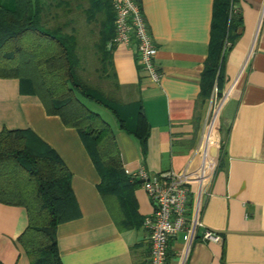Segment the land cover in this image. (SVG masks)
<instances>
[{"label": "crops", "instance_id": "obj_1", "mask_svg": "<svg viewBox=\"0 0 264 264\" xmlns=\"http://www.w3.org/2000/svg\"><path fill=\"white\" fill-rule=\"evenodd\" d=\"M214 4L215 0H142L157 48L160 83L140 64L135 42L114 43L111 51L118 95L130 103L123 116L133 130L142 108L149 127L146 145L121 127L114 114L111 125L124 169L135 172L143 167L150 175L194 170L204 160L210 100L230 90L217 121L221 150L220 142L209 149L217 166L201 196L197 237L191 243L183 232L172 238L169 264H264V0H236L232 5L242 23L227 42L220 88L215 86L203 100L201 81ZM90 44L93 50L95 41ZM4 128L32 129L72 174L79 216L58 225L63 264H149L148 230L121 229L114 199L100 193V174L78 131L49 115L38 96L22 94L15 78H0V131ZM133 193L139 215H151L154 203L145 189L139 184ZM27 225L24 207L0 203L1 263L31 264L18 242ZM205 229L220 233L222 241L203 240Z\"/></svg>", "mask_w": 264, "mask_h": 264}, {"label": "trees", "instance_id": "obj_2", "mask_svg": "<svg viewBox=\"0 0 264 264\" xmlns=\"http://www.w3.org/2000/svg\"><path fill=\"white\" fill-rule=\"evenodd\" d=\"M235 1L215 0L201 81L203 100L215 86L220 88L227 42L242 23L232 10ZM80 22L88 29L82 30ZM81 32L88 34V56L98 60L102 84L86 75L78 52ZM115 35L112 0H15L14 8L0 1V78L18 79L22 94L38 96L49 115L59 116L65 126L78 131L100 174V193L114 199L121 229L131 230L143 226L145 219L133 193L139 181L125 172L111 123L89 106L110 111L121 127L146 145L149 127L142 108L133 130L123 116L130 103L118 95L111 51ZM90 40L95 41L93 50ZM111 78L109 85L106 81ZM71 178L60 155L32 129L0 131V203L26 209L28 225L18 242L31 264H63L58 225L79 216Z\"/></svg>", "mask_w": 264, "mask_h": 264}, {"label": "built area", "instance_id": "obj_3", "mask_svg": "<svg viewBox=\"0 0 264 264\" xmlns=\"http://www.w3.org/2000/svg\"><path fill=\"white\" fill-rule=\"evenodd\" d=\"M112 5L115 10L114 43L131 45L135 42L140 64L154 82L160 83L162 73L155 61L157 48L145 19L142 0H112ZM229 95L230 90L225 91L219 100L213 99L216 95L212 97L202 146L204 160L199 168L181 172L167 171L159 175H150L143 167L135 172L125 169L131 180L139 181L154 203L153 213L146 216L143 223L149 233V264H168L170 241L181 232L187 243L193 242L197 237L201 225V196L217 166L208 149L210 145L216 146L219 142L214 131L221 106ZM207 135L216 139L214 143L207 141ZM202 239L220 242L222 236L216 231L205 229Z\"/></svg>", "mask_w": 264, "mask_h": 264}, {"label": "rangeland", "instance_id": "obj_4", "mask_svg": "<svg viewBox=\"0 0 264 264\" xmlns=\"http://www.w3.org/2000/svg\"><path fill=\"white\" fill-rule=\"evenodd\" d=\"M6 6L10 7V8H14L15 7V0H1ZM83 25H86V23L84 22H80L79 23V26L82 27V30H87L88 27L87 26H83ZM79 36V55L81 56L82 60H83V63H84V66H86V75L88 77H90L93 82H97V83H101L102 84V81L100 79V75L99 73L96 71L98 65H99V62L98 60H96L95 58H93V56L89 57L88 56V42L86 41V38L88 36L87 33H84V32H81V34H78ZM107 84H111L112 83V78L111 79H108L106 81ZM105 84V83H104ZM219 100L220 99V96L218 97V95L216 94V97H214L213 99H216ZM212 100V99H211ZM210 100V104H211V101ZM89 106L95 110L96 112H99L103 115V117L108 121L110 122L112 125H115V119H114V116L113 114L108 111L107 109L103 108L102 106H99V105H96V104H89ZM218 124L217 123V126L215 127V131H214V134L216 136H220V139H219V142H220V150H221V147H222V136H221V133L218 131L219 127H218ZM214 135V136H215ZM216 139L213 138V141L212 143H214Z\"/></svg>", "mask_w": 264, "mask_h": 264}, {"label": "bare ground", "instance_id": "obj_5", "mask_svg": "<svg viewBox=\"0 0 264 264\" xmlns=\"http://www.w3.org/2000/svg\"><path fill=\"white\" fill-rule=\"evenodd\" d=\"M206 139H207V141L208 142H211L212 143V141H213V137H211L210 135H207L206 136ZM211 147V145L209 146V148ZM209 150V149H208ZM211 150V149H210Z\"/></svg>", "mask_w": 264, "mask_h": 264}]
</instances>
